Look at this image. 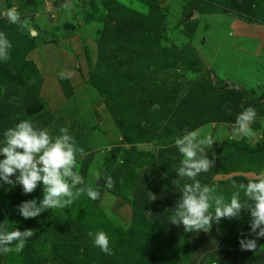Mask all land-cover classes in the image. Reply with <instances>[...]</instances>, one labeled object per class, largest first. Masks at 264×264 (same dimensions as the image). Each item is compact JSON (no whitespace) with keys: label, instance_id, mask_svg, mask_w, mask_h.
Segmentation results:
<instances>
[{"label":"rangeland","instance_id":"1","mask_svg":"<svg viewBox=\"0 0 264 264\" xmlns=\"http://www.w3.org/2000/svg\"><path fill=\"white\" fill-rule=\"evenodd\" d=\"M52 1L58 5V0ZM68 1L64 9L71 15L66 27L78 20L83 27L81 19L95 24L92 32L88 27L76 32L80 49L75 58L83 56L80 83L99 93L100 105L126 141L147 144L150 151L137 152V159L123 163L126 183L121 191L106 188L111 166L106 163L103 170L84 176V186L93 179L92 187L100 192V199L85 194L69 208L48 210L36 218L25 219L17 206L42 199L43 188L34 196L13 201L14 193L0 182V224L10 231L30 228L35 232L22 252H2L4 264L185 262L191 251L178 244L182 235L170 240L165 223L150 220L135 206L127 213L119 209L132 205L133 180L150 176L148 165H152L155 149L171 147L185 128L192 130L197 122L196 128L214 140L208 156L211 159L215 153V173H201L197 179L202 185L214 186L217 195L230 199L236 190L233 184H247L264 172V0ZM41 2L0 0V15L8 14L13 4L12 11L28 17ZM79 15L82 18L78 19ZM28 27L18 42H11L10 58L0 61V87L18 86L20 94L38 85L34 64L24 61L34 45L30 38H34L31 32L35 29L30 23ZM247 107L257 112L251 138L234 135L236 115ZM226 109H231V114ZM97 172L99 181L94 180ZM102 201L108 203V209L100 206ZM250 219L245 211L239 218L214 223L213 228L231 250L249 254L252 264L253 255L263 251L264 238L258 239L255 250H241L239 240L242 233L250 232ZM98 231L109 236L111 255L87 235ZM84 233L87 241L77 253Z\"/></svg>","mask_w":264,"mask_h":264},{"label":"crops","instance_id":"2","mask_svg":"<svg viewBox=\"0 0 264 264\" xmlns=\"http://www.w3.org/2000/svg\"><path fill=\"white\" fill-rule=\"evenodd\" d=\"M41 1L42 6L39 5L28 17L26 14L19 15L24 27L10 23L8 14L2 12L0 15V32L5 33L10 42H18L24 35V30L29 28V23L35 29L33 32L30 30L34 37L30 39L34 45L26 52L24 61L34 64L31 63L36 67L39 79L36 89H26L20 99L18 86L1 85L0 147L3 146L5 129L23 119L32 121L37 127L47 128L53 135H59V129L67 127L77 144L84 150L82 155H77L75 170L83 177H91L93 170H103L107 166L106 163L108 166L111 164L109 175L115 181L112 189L119 188L121 191L126 183V167L123 163L136 157L137 152L148 154L150 148L147 144L126 141L121 136L119 127L113 123L112 117L100 105L99 93L89 85L80 83L83 56L75 58V52L80 49L75 42L76 32L86 27L92 32L94 22L85 23L81 19L83 27L79 26V20L78 23L74 22V25L69 24L66 27L65 23H68L71 14L64 8L70 1L58 0V5L52 0ZM14 8L12 4L7 11ZM79 18H82L81 15ZM78 66L80 68H77ZM62 71L71 73V78L62 79ZM3 158L0 155V159ZM182 158L175 144L155 149L152 165H148L150 176L147 180L141 179V176L133 180L130 189L132 205L124 204L119 210L127 213L133 206L138 207L150 220L167 225L166 233L170 240L182 235L191 253L188 259L180 264H251L249 258L252 257L249 254L242 255L236 250H231L213 227L209 232H185L182 225L177 226L170 222L169 217L174 213L181 198L179 186L189 183L187 178L180 179L176 173ZM12 179L15 180V176ZM175 180L178 186L173 183ZM7 187L9 193L15 195L13 201H21L36 195L43 185L41 183L31 194H24L19 184H7ZM150 193L156 194L157 199H148ZM111 196L113 197V194ZM100 206L104 210L109 207L108 203L104 204L103 201ZM261 250L264 251V248ZM263 251L259 256L258 253L253 255L255 259L252 264H264Z\"/></svg>","mask_w":264,"mask_h":264},{"label":"clouds","instance_id":"3","mask_svg":"<svg viewBox=\"0 0 264 264\" xmlns=\"http://www.w3.org/2000/svg\"><path fill=\"white\" fill-rule=\"evenodd\" d=\"M10 23L24 27L20 16L10 10L7 16ZM11 42L5 33L0 32V61L10 58ZM62 79L71 78V73L61 72ZM231 114V109H226ZM257 117L253 107H247L236 115L234 135L253 137L252 123ZM146 123V122H145ZM3 146L0 147V182L19 184L24 194L33 193L43 185V198L23 201L17 207L25 218H36L48 210L71 207L82 195L92 200L100 199V192L92 187L93 179L85 187V179L77 168V155L83 154V148L71 135L67 127L59 129V135H53L47 128L37 127L32 121L23 119L14 126L5 129ZM213 139L206 136L202 128H185L177 136L174 144L183 157L176 173L180 179L187 178L191 183L179 186L181 198L174 213L169 217L172 224L182 225L185 232H209L213 224L222 219L239 218L247 211L251 217L250 232L241 234V250H255L257 241L264 238V172L247 184H233L236 190L230 199L217 195L214 186L202 185L197 177L215 167V153L210 159L208 150L213 146ZM15 176V180L12 177ZM100 173L94 174L99 181ZM177 185V180L173 181ZM115 181L106 176V188L111 189ZM148 199L154 201L156 194L150 193ZM35 234L33 229L21 231L18 228L8 230L0 224V252L5 254L22 252L26 241ZM93 237L95 246L107 255L112 254L110 238L104 231L88 232ZM251 237V238H250ZM15 245L14 248L11 245Z\"/></svg>","mask_w":264,"mask_h":264},{"label":"trees","instance_id":"4","mask_svg":"<svg viewBox=\"0 0 264 264\" xmlns=\"http://www.w3.org/2000/svg\"><path fill=\"white\" fill-rule=\"evenodd\" d=\"M119 29V28H118ZM117 29V30H118ZM33 44V43H32ZM30 49V48H29ZM25 63H30V62H25ZM31 64V63H30ZM34 67V66H33ZM35 69V68H34ZM35 74H36V76H37V81L39 82V79H38V74H37V71H36V69H35ZM22 97V93L20 94V96H19V98L18 99H20ZM194 117V119H197V118H195V116H193ZM202 123H204V122H200L199 123V125H201ZM192 127H194V128H196V127H198V122L196 123V124H194ZM193 128V129H194ZM212 170V169H211ZM212 172L213 173H215V171H213L212 170ZM219 227V226H218ZM218 230V232L222 235V236H224V237H226L225 236V234L220 230V228H218L217 229ZM77 234H75L74 236H76ZM87 240H86V237H85V233L82 235V245H81V247L79 246V250H78V247H77V253L79 252V251H83L82 249H84V246H85V242H86ZM178 244H181V246L183 245V246H185L186 245V243L182 240V239H180V240H178ZM186 246H188V245H186ZM188 248H190V247H188ZM80 253V252H79ZM84 256H88V254H84ZM4 261H5V256H4V254L1 252V258H0V264H4ZM180 264V263H179Z\"/></svg>","mask_w":264,"mask_h":264}]
</instances>
